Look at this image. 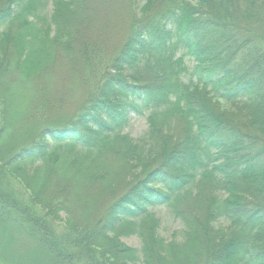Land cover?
Masks as SVG:
<instances>
[{
	"label": "trees",
	"instance_id": "trees-1",
	"mask_svg": "<svg viewBox=\"0 0 264 264\" xmlns=\"http://www.w3.org/2000/svg\"><path fill=\"white\" fill-rule=\"evenodd\" d=\"M91 2L0 0V243L24 233L35 264H264V0L137 3L124 52L111 64L123 71L156 55V83L108 78L75 117L46 115L30 138L8 142L14 121L47 103L21 96L25 82L41 80L54 52L76 39ZM184 59L194 63L190 72ZM214 100L239 116L218 113ZM132 115L149 126L138 140L128 132ZM173 121L182 127L169 129ZM66 144L100 205L77 207L76 194L50 189L53 166L33 167ZM107 153L141 169L121 189L98 169ZM168 218L176 223L171 241L160 232ZM220 223L230 226L225 234ZM134 234L140 249L119 240Z\"/></svg>",
	"mask_w": 264,
	"mask_h": 264
},
{
	"label": "rangeland",
	"instance_id": "rangeland-1",
	"mask_svg": "<svg viewBox=\"0 0 264 264\" xmlns=\"http://www.w3.org/2000/svg\"><path fill=\"white\" fill-rule=\"evenodd\" d=\"M91 1L92 2L89 4L90 18L86 21L87 23L82 25L79 31L75 29L74 34L76 39L68 46L62 49L58 48V50L54 52L53 55L55 57L52 63L49 66H44V77L42 76L41 80L34 83L33 78L25 82L27 92H22L21 96L26 94V96L31 99L32 95L36 94V97L40 99V104L43 101L47 103L41 105L42 111L40 114L36 108L32 109L37 107V105H32V110L29 111V117L31 116L32 119L24 120L21 117L14 121L15 124H12V135H10L11 137L8 140L9 143L17 144V142H23L30 138L34 132L36 133L38 129H41L46 124L44 121L47 116L50 120L58 121L75 117V115L81 112L85 102H89L98 91L102 90V84H104L108 78L111 79L112 77L121 76L131 83L150 85L156 83L158 79L157 72L162 70V67L158 66L159 62L157 61L156 55L154 59L151 54H148L146 57H143L141 62H138L137 66L134 68L126 66L123 71H117L116 68L117 66L123 68V64H117V61L114 64L112 63L113 65L111 64V61L113 59L115 60V57L124 52L125 40L128 37L130 28H132L131 26L134 23L133 20L137 15V3H140L141 6L143 0ZM52 8L51 6L50 11ZM138 12L139 10H137V13ZM84 54L92 56V64L90 62L87 63V61L84 62ZM96 57L101 58L99 62H95ZM184 61L185 63L182 66L186 71L190 72L194 67V63L187 59H184ZM182 66L180 65V67ZM12 71L14 72L15 70ZM12 71L9 72V74L13 73ZM184 78H186V76ZM199 90L203 91L204 89ZM37 101L39 100L36 99L35 104H37ZM212 102L218 113L225 114L230 119H235L240 114L225 102L221 103L216 100ZM131 117L133 118L128 132L133 138L138 140L148 131L149 126L144 117H136L134 115ZM16 123H20L17 125V130L14 129ZM175 127L180 128L182 125L176 124L175 121L171 122L169 129L172 130ZM147 140L150 142V139ZM46 144L51 147L52 141ZM53 149L54 150H51L49 155L45 157L43 163L38 162L33 166L34 168L36 166H42V170L50 166L55 168L56 172L54 173H56V175H53L49 180L50 189L52 188V190H55V193L58 194H76L77 207L80 205L81 207L87 205L90 199L96 201L91 191L93 190V186L97 185H92L85 175L76 174V172L79 171H76L77 166L70 158V156L73 155V145H55ZM97 166L99 168H96L101 170V172H111V177H107V179L109 183L114 181L113 183H116L114 188L119 187V189L129 182L132 175H137V173L141 171L140 168H136L137 166L132 168L128 161L121 155L118 156L112 153L103 154L101 157H98ZM28 169L29 168H27V171ZM104 181L106 180H102L101 184H103ZM15 184L17 183L15 182ZM99 201L103 203L102 198L101 200L99 199ZM99 201L96 202L100 205L101 203H99ZM195 213L196 211L192 212V214ZM166 214L167 210H156V216L164 218L163 220H165ZM63 218L65 217L63 216ZM168 221V225H165L160 232H162L168 241H171L173 240L174 234L172 231L176 227V223L174 220L170 221L169 218ZM56 226L58 229L57 233L61 235L66 227L63 225V222H58ZM229 227L228 225L223 226L222 223L218 226L223 234L229 231ZM128 230V228L123 227V230H119L118 233L112 235L114 239L117 240L122 232ZM28 239L27 235L19 233L16 241L10 242L6 240L7 243H0V247L2 248L0 251V264H35V261L40 262L35 259L36 254H31L35 249ZM119 240L121 243L133 248L140 249L141 247L138 234L129 236L123 235Z\"/></svg>",
	"mask_w": 264,
	"mask_h": 264
}]
</instances>
